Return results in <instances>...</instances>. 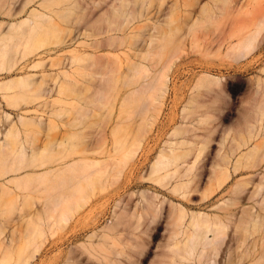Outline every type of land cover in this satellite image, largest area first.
<instances>
[{"label": "rangeland", "instance_id": "obj_1", "mask_svg": "<svg viewBox=\"0 0 264 264\" xmlns=\"http://www.w3.org/2000/svg\"><path fill=\"white\" fill-rule=\"evenodd\" d=\"M78 1L84 7L82 11L89 17H94L92 22L101 13L108 10L111 4L118 3V0ZM154 1L149 7L150 20H144L136 25L145 22H163L166 25L168 22V27L174 29V37L182 38L185 44L182 46L177 66L169 73L168 90L163 100L161 99L162 104L153 107L149 112L155 116L151 120L144 119V111L141 112V108L134 109L133 105L130 106L124 101L130 87L124 86L119 81V88L115 89L111 84L106 83L107 77L113 76L112 71L118 75L126 69L122 64L125 55L118 50L111 51L110 47L106 46L107 34L98 36L102 41L96 53L99 64L94 68L106 73L105 79L96 75L93 80H90L89 76L82 75L80 77L78 75L79 81L74 85L73 90L67 92L63 100L56 102H53L57 97L54 91H47L46 96L34 99L29 95L30 92L27 91V88H16L18 92L25 95H22L16 105H13L10 100L1 95L2 91H0V117H2V119L0 118V130L8 127L11 121L19 122L21 115L32 118L40 125L28 124L23 127L20 124L22 135L32 139L37 152L40 153L41 149L46 152L38 153L36 167H34L37 174L63 164L72 166L76 162L74 165L76 168L74 166L72 168L74 167V172L78 173L76 175H80V171L83 172V163L87 161L91 166H93V162L95 164L91 168L87 167L85 172L95 173V170L99 168L100 171L102 170V174L96 172L99 174L96 176L97 178L101 176L95 180L94 184L85 185L86 188L83 190L85 192L82 194L87 193V197L79 194V196L81 195L78 199L82 205L81 209L76 207L72 209L73 211L68 210L70 211L68 214L71 215L68 216L69 220L61 219V222L63 221L61 223L56 216L54 220L58 222L52 223L53 220L46 218L51 213L43 211L38 213V210L45 206L46 202V194L41 186L33 188V192L36 193L30 190L21 193L27 201L30 199L27 202L23 196L21 197L22 207L17 210L19 212L0 214V229L2 226L3 232H6L5 236L15 238L16 247L25 245L31 239L28 240L31 237L32 228L38 227V225L44 228L45 233L40 237L41 245L38 244V246H42L39 252L35 251L36 247L34 250L32 249L34 246L30 247L31 252L33 251L36 256L34 255L30 259L29 264H98L100 260L102 262L99 264H164V262H170L172 256L179 258L178 253L171 249L173 243L186 241V235H176L177 228L173 224L172 210L178 211L179 207H184L188 212L195 210L208 212L212 216L218 214L230 225L226 228L227 233L220 237L217 245L214 247L207 245L204 248L199 245L197 247L196 252L203 251V258L194 257L193 260L196 261V264H264V228L258 232L238 228L236 232L234 230L239 215L238 209L233 207L231 210L235 214L227 217L225 212L217 207L223 202L229 204L235 199L242 200L248 194L247 190L252 193L253 182H260L259 172L263 167L244 168L237 172L233 171V168H229L231 173L229 179L221 187L209 192L210 177L214 173V166L217 164L227 165L226 158H222V156L229 155V150L237 146V142L241 140L242 136L247 135L242 125L241 113L243 110L251 108L254 99H261L260 96L256 97L257 91L260 89L258 80L263 81L261 83V96L263 97L264 35L257 50L245 58L232 57L227 50L231 44L240 39L239 28L250 25L253 18L264 11V0H235L226 6L221 1L215 4L216 0ZM11 2L10 12L0 14V21L4 23V28L7 27L8 22L25 18L40 0H33L29 3H26V0H11ZM203 8L213 10L214 16L207 17V13L202 11ZM195 23L197 24L195 35L189 36L186 32L189 26ZM70 27L72 32L66 38L65 44L57 46L51 42L45 46L46 49L44 48L40 57L44 61L43 65L32 67L39 56L35 52L31 53L19 62L18 69L14 72L0 75V81L16 79L18 76H27L28 74L32 75L30 77L32 80L40 81L45 75L51 85L52 74L64 69L59 63L51 65L52 61L64 60L73 48L90 49L82 44L84 41L91 42L93 39L84 34L86 21L73 22ZM137 27L135 30L138 29ZM203 72L225 77L224 91H221L220 94L215 91L205 92L200 96L204 89L197 87L195 82ZM99 93L106 96L105 105L96 101ZM201 102L209 105L210 114L204 119L205 121L200 119L206 112L207 105L200 107ZM251 103L252 105H250ZM98 105L101 106L98 108L96 107ZM183 108L184 112L189 115V120L186 119V122H182ZM25 110L28 111L25 112ZM81 111L83 114L80 113ZM7 114L10 117H7ZM87 116L88 119H86ZM181 123L184 125L188 123L190 129L188 128L187 133L175 136L174 139L186 138L190 142L175 146L176 151L183 155L178 162L181 167L175 178L161 179L165 170L150 173L151 164L162 148H166L168 152L169 147L165 142L173 138L170 133L177 126L182 125ZM78 130L79 132H77ZM26 132L28 134H25ZM74 133L79 136L73 140L71 137ZM263 136L264 129L262 135L257 136L250 144L253 145L260 141ZM41 139L45 142L43 143ZM117 139L121 140L123 145L125 143L123 149H115V140ZM140 139L142 140L139 144L141 147H138ZM55 140L64 141L65 148L77 140L74 143V145L76 144L75 151L63 159L61 156L59 157L61 154L50 157L52 148L56 153L64 148L63 146L52 147L51 143ZM246 147L243 146L241 150H245ZM131 149L134 150L132 158L123 156L125 151ZM241 150L239 149L234 156L238 157ZM144 153L146 154L144 155ZM195 159L194 172L191 171L187 175H183L187 165L193 163ZM123 161L127 162L124 164ZM47 162L48 164H46ZM253 170H256V173H252ZM24 173H26V169L20 171V174L24 175ZM50 175L48 173L46 178H52ZM82 178L81 180L84 181ZM188 178H191L190 186L182 188V191L178 190L179 193L173 191L172 187L177 180H188ZM48 179L44 178V183L45 181L47 183ZM242 179L250 180V182L235 190L234 184ZM42 180L38 179V184ZM105 180L106 182H104ZM75 182L77 181L75 180ZM39 188L41 189L39 190ZM141 190L142 192H140ZM186 190L187 192L183 194V191ZM153 193L158 195L154 199V204L147 209L143 208V204L147 205V201L143 198L151 199ZM38 197L41 201L38 200ZM77 198H79L78 195ZM81 198L87 199L86 204H82ZM22 202L28 204L24 208L25 211ZM245 202L251 204L253 200L246 199ZM21 209L22 211H20ZM114 210L122 216L123 222L112 230L106 225H109L112 220L114 221ZM93 211L94 213H92ZM41 213L43 218L42 216L40 218L44 221L37 220V218L40 219ZM133 217L135 218L133 219ZM34 221H36L35 224ZM64 221L65 223L67 221L69 225ZM36 223H38L37 226H35ZM49 225L56 226V228L54 227L55 229L52 230L53 227ZM228 245L230 246L229 250ZM4 256H6L5 253L0 254V264L3 262L8 264L11 261L13 262L10 264L16 263L15 259L10 262L2 261Z\"/></svg>", "mask_w": 264, "mask_h": 264}, {"label": "bare ground", "instance_id": "obj_2", "mask_svg": "<svg viewBox=\"0 0 264 264\" xmlns=\"http://www.w3.org/2000/svg\"><path fill=\"white\" fill-rule=\"evenodd\" d=\"M31 1L33 0H26V3H29ZM219 1H221L222 4L226 6L234 2L235 0H216L215 4H217ZM152 2L153 0H118L117 4L114 3L111 4V7L108 10H106L104 13H101L92 22V19L94 17L91 18V16L89 17L88 14L82 11L84 7L79 3L78 0H40L38 5L35 6L25 18L15 22H8L7 23L8 28L7 27L4 28V23L0 21V75L4 73L14 72L16 69H18L19 62L22 59H24L27 55L29 54L31 55V53L34 52L39 57L33 63L32 67L43 65L44 61L40 57L42 51L46 49L45 46L51 44V42H53L57 46H59L60 44H65L67 41L66 38L72 32V30L70 29L71 28L70 24L73 22L76 23L85 20L86 27L84 34L93 38L91 42L88 41L82 42V44L89 47L90 49L80 50L73 48L71 49L70 54L65 56L64 60L61 59L56 62L53 61L51 62V65H56L57 63H59L62 65V67H64L63 70L52 74L50 79L51 85H49V80L46 79L47 76L45 77V75L42 77L40 81H34L30 78L32 75L28 74L27 76H18L16 79L10 78L6 81H0V91H2L1 95L5 99L10 100L11 104L16 105V102H18V100L22 97V95H25V94H21V92H18L16 88H27V91L30 92L29 95L31 97H34V99L46 96L47 91H54V93L57 94V97L55 100H53V102H56L63 100L64 95L67 94V92L73 90L74 85L79 81L78 75H80V77L82 75L89 76L90 80H93V77L96 75H99L101 79H105L107 74L102 71H98L94 68H96L99 64L96 53H97V48L101 46V41H102L98 36L107 34L108 36L105 40L106 46L110 47L111 51L118 50L125 55V60L122 62V64L125 66L126 69L118 75L117 73H115V71H112L113 76L107 77V79L105 80L106 83L111 84L112 87L115 89L119 88L118 85L119 81L124 86L130 87L131 89L126 93L124 101L130 106L133 105L134 109L141 108L140 111L141 112L144 111V116H145L144 119L147 118L151 120L155 116L154 114L149 112L151 111V109H153V107L155 108L159 104L160 105L162 104L163 97L165 96L168 90V85L170 81L169 73L171 69L177 66V60L181 57L180 55H181L182 46L185 44V41L182 40V38L179 39L178 37H174L175 35L174 29L168 27V22H166V25L163 22L162 23L145 22L144 24L136 25V23H141L144 20L145 21L150 20L149 7L151 6ZM11 4H12L11 0H0V14L9 13L11 10L10 8ZM202 11L203 13H207V17L214 16L213 10H208L207 8H203ZM196 25L197 24L195 23L189 26L186 32L189 36L195 35ZM136 27L138 28L137 30H135ZM238 33L241 36L240 39L237 42L231 44L227 50L229 55L237 59L245 58L253 54L257 50L264 35V11L261 12L260 14H257V16L253 18V21L250 25H248L247 27L239 28ZM89 79L87 78L86 80L88 81ZM262 82H263L262 80L260 81L258 80V88L260 89L257 91V95H256V97L260 96L261 99L260 100L254 99L253 105L252 103L250 104L252 105L251 108L245 109V111L243 110V112L241 113L242 125L244 128V132L247 135L242 136L241 140L237 142V146L229 150L230 151L228 153L229 155L222 156V158H226L227 165L226 164L215 165L214 166L215 169L213 170L214 173L210 177L209 192L211 193L216 188L221 187L229 179L231 175L230 171L228 170L229 168H233L234 169L233 171L237 172L240 169H244V168L256 169L263 167V169L259 172L261 177L260 182L258 183L253 182L254 187L252 193H249L248 191L250 190H247L248 194L242 200L239 198V199H235L232 203L228 204L226 202H223L217 206L225 212L224 214L227 215V217L235 214V212L234 211L232 212L231 210L233 207H235V209H238L239 215L237 216L236 228L234 230L236 232L238 228L245 229L246 231H251V232H258L264 228V223H263L264 136L260 141L254 143L253 145L250 144V142L253 139H256L257 136L262 135V131L264 129V90L262 93L263 94L262 97L261 96ZM225 83H226L225 77L203 72L197 78L195 85L197 87H201L204 89L203 90L204 92H201L200 94L201 96L204 95L205 92H211V91H215V93L220 94L221 91H224ZM98 96L99 97L96 99V101L101 103L102 105H105L104 99L106 96L103 93H99ZM47 105H49L48 102ZM206 105L207 104L203 102L199 104L200 107L202 106L206 107ZM99 106L101 105H98L96 107L99 108ZM206 109H207L206 112L201 116L202 118L200 120L205 121L204 119L209 117L210 114L209 105H207ZM184 110L185 109L183 108L182 122H186V119L189 120V115L185 113ZM26 111L28 110H25V112ZM80 113L83 114V111H81ZM93 113H91L92 116ZM8 114L7 117H10L8 116ZM0 118L2 119V117ZM86 119H88V116ZM19 122L11 121L8 127H6L4 130L3 129L0 130V214L3 215L4 213L13 214V211L15 212L19 210L22 207L20 204L21 197L22 196L24 197V195L23 194L21 195V193L24 191L27 192V190L33 192V188L35 186L36 188L41 186L42 190L45 191L44 194H46L45 197L46 202H45V206H43L38 210V213L40 214V212L42 211L48 214L51 213L46 218L48 220L50 219L53 220L52 223L56 221L54 220L56 216L58 217L57 218L58 220L60 219L59 220L60 222L61 219L69 220L70 218L68 219V216L71 215L68 214V212L70 213V211L68 210H72L76 207L80 208V206H82L80 201L78 200L81 197V195L79 196V194L85 192L83 191L86 188L85 185L94 184L95 180L100 178L101 175L98 178L96 176L102 174L101 172L102 170L100 171V168L97 169L99 171L95 170L96 172H100L99 174H97L96 172L92 173L90 171L85 172L87 167L91 168L95 164L93 162L92 163L93 166H91L90 162L87 161L86 163H89L88 165H85L86 163L82 162L84 164V165L82 164L83 172L80 171L81 173L80 175H76L78 173H75L76 171L74 172L75 169H73L74 167L76 168V166H74L76 162L75 164L72 165L74 166L73 168L71 165L68 166L66 164H63L60 166L52 167L48 171L45 170L43 173L40 171L39 172L40 174H37L34 171V167H36V163H37L36 160L39 151L37 152V149L34 147L32 139L27 138V136L25 135L28 134V132L24 134L25 137L22 135V129L20 127V124L23 127L27 126L28 124H32V125L34 124L36 126H40V125L36 121H33L32 118H26L23 115L19 116ZM181 124L182 125L177 126L170 133V135H172L173 138L165 142L169 147L168 152L166 148H162L160 152L156 155L154 161L151 164L150 173H156L161 170H165V173L161 175V179L175 178V176L179 172V168L181 167L178 162L179 160H181L183 155L179 154L176 151L175 146L190 142V140L186 138L174 139L176 138L175 136H178L179 134H182L190 129L188 123H185V125L183 123ZM77 132H79V130ZM78 136L79 135H77V133L76 134L74 133L72 134V137L71 136L70 137L73 138L74 140V138H78ZM141 141L142 140L140 139L138 143V147H141L139 146V144H141ZM63 142L64 141L62 140L61 141L55 140L54 142L51 143L52 147L63 146L64 148L62 150H59V152L57 153L54 152L55 150L52 148L50 157H53L55 154L57 156L58 154H61L59 155V157L61 156L63 159L66 158V156L69 153L75 151L76 144L74 145V143H72L70 144L71 146L67 145L65 148L64 146L65 142L64 143ZM115 146H116L115 149L116 148L118 150L123 149L122 147L125 146V143L123 145V142L117 139L115 140ZM243 146H247L245 150H241ZM239 149L241 150L240 151L241 153L239 154L238 157H235L234 155ZM41 150L42 151L40 153L44 151L43 149ZM133 152L134 150L132 149L127 150L125 151L123 156H126L127 158L129 157L132 158ZM44 153L46 152L44 151ZM145 154L146 153H144V155ZM198 156L200 157V155ZM121 162L122 160L120 161V164ZM123 162L125 164L127 161H123ZM195 163H196V159L194 160L193 163L188 164L186 167V171L184 172L183 175H187L189 172L193 171V168L196 166ZM46 164H48V162ZM25 169H26V173H24V175L20 174V171ZM48 173L51 174L50 176H52V178L50 179L46 178V176H48ZM252 173H256V170H253ZM44 178L45 180L48 179L47 183L46 181L44 183ZM81 178L84 179L85 182L81 180ZM38 179L39 180L43 179V180L39 181L38 184L37 181ZM75 180L77 182H75ZM104 182H106V180ZM190 182H191V178H188V180H177L176 183L173 185L172 189L173 191L178 192V190L190 186L189 185ZM249 182L250 180H246V179L239 180L234 184L235 185L234 189L237 190L238 188L248 184ZM35 184H38L39 186ZM43 187L45 188L43 189ZM95 187L97 188V186ZM41 188H39V190ZM241 191H244V189H241ZM140 192H142V190ZM186 192L187 190L183 191V194ZM40 194L37 193V195ZM86 194L87 193L82 194V196L84 195L85 197H87ZM77 195L79 198H77ZM157 197L158 195L156 193L152 194L151 199H149L148 197L147 198L144 197L143 200L147 201V205L143 204L142 205L143 208L147 209L151 205H153L154 199ZM39 199L40 197H38V200ZM246 199L253 200V202L251 204H248V202L244 203V200ZM22 200L24 201V199ZM25 200L27 201L26 198ZM81 200H82V204H86L85 201L87 199L84 200V198L83 199L81 198ZM33 201L35 202V200ZM22 203L24 205L23 206V210H24V208H26V205L28 204H25L24 202ZM20 211H22V209ZM77 211L79 212L80 210ZM92 213H94V211ZM41 216L42 213L41 215H39V218ZM172 216H173L174 227L177 228L176 235L178 234L186 235V241L185 242L177 241L173 243L171 249L172 251L178 253L179 258L172 256V260L170 262H164V264H196V261L193 260L194 257L199 256L198 258L200 257L203 258V251L196 252L197 247L199 245L203 246V248L207 245L214 247L219 243V240L221 239L220 237H222L224 233L225 234L227 233L226 228L230 226L229 223L224 219H222L218 214L212 216L208 212L195 211V210L188 212L184 207H179L178 211L172 210ZM42 218L40 219L37 218V220L39 221ZM134 218L135 217H133V219ZM113 219L114 221L112 220L109 225L108 224L106 225V227L109 226V228L112 229L114 227H118V225L122 224L123 222L122 216H120L116 212V210L113 211ZM35 222L36 221H34V224ZM42 223L44 224V222ZM61 223H59V225ZM65 224H68L67 221ZM37 225L38 223H36L35 226ZM44 225L42 226L44 227ZM53 225L52 226L49 225V226L53 227ZM38 227L32 228L33 230L31 229L30 232L31 237H29L28 240L30 238L31 239L26 244L24 243L25 245H21V246L18 245V247H16L14 244L15 238L14 237L9 238V236H5L4 233L6 232L5 231L3 232V228L1 226L2 230L0 229V254L5 253L6 255L4 256V258L2 257L3 258L2 261L6 260L5 262L8 261L10 262L12 259L13 260L15 259L16 263L14 264H29L30 259H32L35 255L33 251L31 252V250L32 249L34 250V248L36 247L35 251L39 252L40 247H42L40 246L41 245L40 242H42V239H40V237L43 236L45 231L44 228H41V225L39 228ZM54 227L56 228V226ZM54 227L52 228V230L55 229ZM101 228L103 229L104 227ZM106 231L108 232V230ZM3 234L4 236H2ZM103 238H105V236ZM222 241L225 242L224 240ZM38 244L40 245L38 246ZM16 245H17V241H16ZM31 246L34 247L30 249ZM228 247L229 250L230 246L228 245ZM100 262L102 261L100 260L99 263ZM1 264H4V262Z\"/></svg>", "mask_w": 264, "mask_h": 264}]
</instances>
